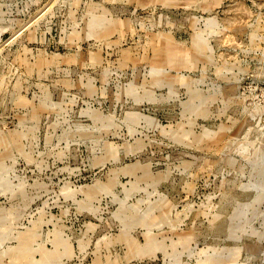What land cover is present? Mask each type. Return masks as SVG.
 Returning <instances> with one entry per match:
<instances>
[{"label":"rangeland","instance_id":"rangeland-1","mask_svg":"<svg viewBox=\"0 0 264 264\" xmlns=\"http://www.w3.org/2000/svg\"><path fill=\"white\" fill-rule=\"evenodd\" d=\"M0 264H264V0H0Z\"/></svg>","mask_w":264,"mask_h":264}]
</instances>
